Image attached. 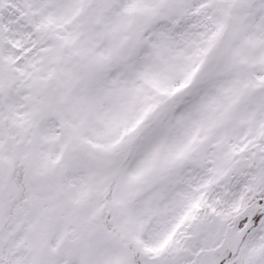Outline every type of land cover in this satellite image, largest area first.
Listing matches in <instances>:
<instances>
[{
	"label": "snow or ice",
	"instance_id": "6c2138e0",
	"mask_svg": "<svg viewBox=\"0 0 264 264\" xmlns=\"http://www.w3.org/2000/svg\"><path fill=\"white\" fill-rule=\"evenodd\" d=\"M0 264H264V0H0Z\"/></svg>",
	"mask_w": 264,
	"mask_h": 264
}]
</instances>
